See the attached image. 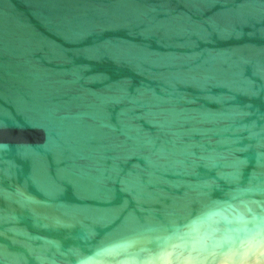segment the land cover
<instances>
[{
	"label": "water",
	"instance_id": "1",
	"mask_svg": "<svg viewBox=\"0 0 264 264\" xmlns=\"http://www.w3.org/2000/svg\"><path fill=\"white\" fill-rule=\"evenodd\" d=\"M0 264H264V0H0Z\"/></svg>",
	"mask_w": 264,
	"mask_h": 264
}]
</instances>
